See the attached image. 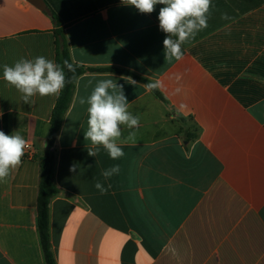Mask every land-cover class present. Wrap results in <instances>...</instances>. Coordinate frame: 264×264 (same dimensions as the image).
<instances>
[{
    "label": "crops",
    "instance_id": "0c3cea01",
    "mask_svg": "<svg viewBox=\"0 0 264 264\" xmlns=\"http://www.w3.org/2000/svg\"><path fill=\"white\" fill-rule=\"evenodd\" d=\"M43 1L47 10L0 0V131L32 147L0 182V264H46L39 158L58 96L25 104L3 65L37 56L56 63L57 28L72 61L88 69L55 145L57 264H264V0H211L207 28L182 45L180 61L164 59L163 5L141 14L120 0ZM110 68L158 82L160 95L131 76L93 70ZM101 79L123 85L140 118L137 128L121 126L116 160L102 146L89 156L84 139L88 105L79 100ZM114 165L119 172L105 179Z\"/></svg>",
    "mask_w": 264,
    "mask_h": 264
},
{
    "label": "clouds",
    "instance_id": "9594fccd",
    "mask_svg": "<svg viewBox=\"0 0 264 264\" xmlns=\"http://www.w3.org/2000/svg\"><path fill=\"white\" fill-rule=\"evenodd\" d=\"M120 2L122 5L134 7L141 14H151L156 5H163L159 10L158 20L160 30L166 33L163 40L165 61L173 58L177 61L182 60L184 56L182 45L208 26L211 0H120ZM223 18L228 17L225 15ZM65 68L72 73L76 71L74 64L67 59L61 66L44 56H37L34 59L21 58L12 66L3 65V79L8 86L15 87L21 93V99L25 104L31 105L34 102L32 98L36 95L59 96L64 87L71 82V78L65 74ZM128 83L135 85L136 81L130 78ZM158 86V82L147 85L149 90ZM79 103L88 105V127L84 132V139L90 140L93 146L87 149L88 155L96 157L102 146L111 159L121 158L124 152L116 142L122 136L121 126L128 129L137 128L140 119L128 110L124 86L112 79H101L91 94L87 98H80ZM2 115L0 112V116ZM134 135V132H130L129 139ZM30 147V143L17 131L11 135L0 131V182L5 181L20 166L26 149ZM118 172L119 165H114L104 170L101 175L108 179ZM95 187L101 194L107 191L99 181Z\"/></svg>",
    "mask_w": 264,
    "mask_h": 264
},
{
    "label": "trees",
    "instance_id": "16d2710c",
    "mask_svg": "<svg viewBox=\"0 0 264 264\" xmlns=\"http://www.w3.org/2000/svg\"><path fill=\"white\" fill-rule=\"evenodd\" d=\"M56 37V63L63 66V61L68 60L73 63L76 71L75 73L69 72L66 68L64 69L67 77L71 78V82L68 83L59 94L55 106L52 111L50 129L48 133V148L47 151L39 158L40 165V184L39 194L37 198V220H38V232L44 258L46 264H57L51 245V234H50V204L51 201L57 196L59 190L54 181L55 175V145L58 134L62 128L64 118L71 106L75 85L77 79L86 73L88 69L74 63L72 61L70 51L68 48L67 41L61 28H57L54 31ZM92 70V69H91ZM94 71H112L124 75L133 77L134 79L141 81L145 84L151 82L138 77L128 71L119 69H93ZM92 70V71H93ZM158 95L156 88L152 89ZM191 138L195 137L190 136Z\"/></svg>",
    "mask_w": 264,
    "mask_h": 264
},
{
    "label": "water",
    "instance_id": "95a60500",
    "mask_svg": "<svg viewBox=\"0 0 264 264\" xmlns=\"http://www.w3.org/2000/svg\"><path fill=\"white\" fill-rule=\"evenodd\" d=\"M28 1L40 9L47 10L46 4L44 3L43 0H28Z\"/></svg>",
    "mask_w": 264,
    "mask_h": 264
},
{
    "label": "built area",
    "instance_id": "2783aa9c",
    "mask_svg": "<svg viewBox=\"0 0 264 264\" xmlns=\"http://www.w3.org/2000/svg\"><path fill=\"white\" fill-rule=\"evenodd\" d=\"M31 148H32V147L28 148L27 151H26V153H29V151H31Z\"/></svg>",
    "mask_w": 264,
    "mask_h": 264
}]
</instances>
